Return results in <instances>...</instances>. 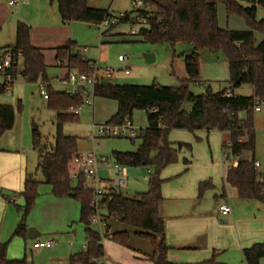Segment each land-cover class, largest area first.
<instances>
[{"label":"trees","instance_id":"16d2710c","mask_svg":"<svg viewBox=\"0 0 264 264\" xmlns=\"http://www.w3.org/2000/svg\"><path fill=\"white\" fill-rule=\"evenodd\" d=\"M59 14L65 24L74 22L99 26L112 15L107 10L90 7L91 0H55ZM144 8L134 10L142 19V28L137 36L152 46H190L192 51L184 55L187 79L178 87H163L157 83L150 86L119 85L100 83L95 86L94 97L110 100L118 104L117 114L111 118L112 124H123L132 120L136 111L146 113L148 127L139 138L141 145L136 152H113L115 162L127 168L153 167L149 188L145 193L132 197L114 191L105 203L106 233L103 236L92 228L96 216L91 206L92 195L82 189V182L72 186L70 164L78 153L76 137L63 134V125L74 121L77 116L65 113L72 106L84 104L88 90L77 95L57 92L48 87L49 107L58 113L57 134L54 145L48 146L37 130L33 132V148L38 154V171L43 183L51 186L58 199H73L80 203V223L87 235V250L71 257L72 264H98L105 255L104 238L114 240L123 247L131 248L132 238L149 243L151 254L145 256L153 264H172L168 260L170 247L166 242V225L160 215V205L164 201L162 188L165 180L161 173L176 163L178 152L169 141L174 130L218 131L228 133L229 144L223 146L224 158L233 162L240 156L237 167L227 170L225 183L234 188L240 199L257 201L264 205V173L256 167V131L254 104L256 99L264 100V20H257L258 8H264V0H142ZM217 3L225 6L228 17L244 19L247 31L221 29L218 25ZM132 14H127L120 22H129ZM263 36L257 42L255 33ZM21 56V78L26 83H47V67L42 51L34 47L30 39V27L19 22L14 45L0 48ZM223 54L228 62L229 88L214 93L209 87L204 94L197 95L190 89L192 84H201V55ZM56 60L67 63V68L90 74L89 64L84 62L74 42H68L57 49ZM17 64L15 68H17ZM248 85L253 90L251 97L236 95L235 91ZM7 87L0 86V94ZM232 95L227 97V91ZM189 109L186 110V107ZM20 108V105H19ZM228 109L226 113L225 110ZM244 115L240 118V115ZM16 112L13 106H0V140L14 127ZM135 143V141H132ZM190 149V146H187ZM186 164L188 162L186 161ZM42 184L34 176H28L23 190L18 194L24 200L19 207L23 219L15 236L26 239V219L36 205L39 187ZM213 188L211 181L199 186V197ZM110 222L117 223L121 230L114 231ZM133 250V249H132ZM246 264H260L264 259V243H257L243 251ZM0 264H28L24 260H11L6 246L0 252ZM215 264V256L208 262Z\"/></svg>","mask_w":264,"mask_h":264},{"label":"rangeland","instance_id":"374dc122","mask_svg":"<svg viewBox=\"0 0 264 264\" xmlns=\"http://www.w3.org/2000/svg\"><path fill=\"white\" fill-rule=\"evenodd\" d=\"M133 0H91L90 7L108 10L113 16L118 17L120 14H132V21L119 22L114 25V29L107 37H102V33L109 28L101 29L96 26L90 27L84 23L74 22L70 25L72 29V41L78 45V51L81 53L84 47H90L94 54H98V49L101 48L100 54L106 59L104 67L119 69L123 64L119 62V56H128L130 58L131 69L116 72L117 79L113 83L119 85H136L150 86L154 83L163 87H178L179 80L186 76V71L183 63L180 64L176 59L173 61V55H179V52L184 48L180 45L174 53L173 47L169 45L152 46L141 41L137 35H131L132 27L134 26L139 33L142 26V19L138 18V13H132L135 8L132 5ZM24 0L17 7H10L11 13L14 16L16 25L19 22L27 23L19 17L20 11L25 8ZM49 7L59 14L58 4L55 0H48ZM218 10V25L221 29L232 31H247L249 26L247 22L239 17H228L226 8L223 4L217 3ZM25 12V10H23ZM26 19L35 24L42 23L43 12L36 8H29L24 14ZM257 20H264V8H258ZM112 28V27H111ZM6 30V29H5ZM5 30L3 33H5ZM2 33V34H3ZM255 38L257 42H261L263 36L256 32ZM149 55L155 57L153 64L147 63ZM48 59V58H47ZM53 64V63H52ZM54 65L49 67L47 71L48 79L52 84V89L58 92H67L72 94L74 87L66 85L64 80L68 75V70L61 66ZM20 69L22 62L20 61ZM77 72L72 70V73ZM201 78L204 79L203 84H192L190 89L193 93L200 95L204 94L210 87L216 93L228 86L229 68L226 58L223 54L211 55L208 52L203 53L201 57ZM21 82V81H20ZM41 82L37 83H21L15 86L14 95L0 94V105L13 106L16 112V120L13 131H8L0 140V145L4 144L11 147L20 145L25 151L26 166L28 173L34 176L39 181H43L42 173L37 170L38 154L33 148V129H36L41 135L43 142L50 147L54 145L57 134V116L58 113L49 107V101L45 100L41 94ZM48 91V82L43 83ZM12 91V89H11ZM49 93V91H48ZM88 97L81 107V115L74 121L66 122L63 125V134L67 137H76L78 139V152H93L95 147L97 152L103 154L113 163V152H136L141 145V140H135V143L129 139H98L94 143L88 138L93 132L96 124L105 122V119L114 110V102L106 99L95 98L92 92L88 89ZM236 95L251 97L252 89L245 85L236 91ZM19 100L21 105L19 108ZM92 104L88 105L86 102ZM67 113V111H65ZM141 111H136L133 115L134 124L143 129L146 127V120L141 117ZM244 115H240L243 118ZM255 131H256V161L261 165L258 170L264 172V117L260 114H255ZM35 126L37 128H35ZM169 141L177 144H186L178 154L177 162L164 169L161 173V178L165 180L163 185V195L165 197L164 205L168 208L176 207L180 201H176L175 189L178 186H191L192 181H197L202 178L212 179V182L218 190L222 185V177L228 164L223 158V149L221 147L222 137L218 131L206 133L198 131L191 133L188 131L174 130L169 134ZM190 146V149L187 147ZM185 160L191 161L189 171L185 172ZM128 169V188L124 189L126 196L132 197L139 193H145L149 188L151 175L154 174L153 167H137ZM101 176L104 174L101 172ZM77 182H72L73 187H77ZM215 190V191H216ZM213 193H215L213 191ZM41 194V192H40ZM15 195V194H14ZM16 202H7L6 207L0 211V251L2 246H6V253L9 259L24 260L28 264H51L50 258L45 252L31 251L32 242L27 238L15 236V231L19 223L23 219V213L19 211V207L24 206V200L18 194L15 196ZM203 202L210 203L215 206L217 203L212 196L210 200L204 198ZM76 207V223L65 225L67 218L72 219L73 212L69 209H62L60 213L51 206L42 208V202L37 201L34 209L26 219L28 231L38 228L46 231H52V237L56 239L62 246L68 245V237H74L78 227L83 225L79 223V205L76 202L70 203ZM175 205V206H174ZM164 213L168 212L163 207ZM162 216L165 223V216ZM58 214V215H57ZM165 215V214H164ZM66 218V219H65ZM62 223V224H60ZM59 224V225H58ZM98 232L102 231L104 236L106 229L103 225H95ZM27 236V235H26ZM146 244V241H140ZM148 243V242H147ZM105 255L100 264H151L148 261H138L136 257L139 254L133 252L129 248L123 247L114 240L104 238ZM149 244V243H148ZM146 244L147 246H149ZM201 248V257L205 256L206 244ZM215 256V264H219L217 254ZM211 258V259H212ZM203 261V260H202ZM201 264V263H200Z\"/></svg>","mask_w":264,"mask_h":264},{"label":"crops","instance_id":"0c3cea01","mask_svg":"<svg viewBox=\"0 0 264 264\" xmlns=\"http://www.w3.org/2000/svg\"><path fill=\"white\" fill-rule=\"evenodd\" d=\"M23 3L25 5V8H23L20 11L19 17L22 18L25 22H27L25 24H27L30 27V39L32 45L40 49L42 51V54L44 55L45 65L47 67L46 73L49 67L54 65V61H55V63L57 64L56 66L59 65L63 68H66L68 70V75H69L70 70L67 68V63H60L56 60V58H57L58 48L65 46L70 41L74 42L72 41V29L70 28V25L72 23L65 24L62 21L60 14H57L56 16V12L49 7L48 0H24ZM29 8L32 10L39 8L43 12L44 18L42 23L35 24L34 22L26 19L24 14L26 13V11L29 10ZM10 9L11 8L8 5V0H0V48H6L8 46H12L14 45L16 40L17 25L15 23L14 16L11 13ZM23 10H25V12H23ZM124 14L127 15L129 13H124ZM130 19L131 20L129 21V23L132 21L131 17ZM88 26L93 27L94 25H88ZM96 27L100 28L99 26ZM113 29L114 27L109 28L107 31H104L102 33V37L103 38L107 37L109 33H111V30ZM4 30L5 33H3ZM179 46L180 45H178L177 47ZM85 48L89 50V54H90L89 56L93 62H99L102 66L104 65L106 59H104L103 56L100 54L101 48L98 49V54L96 52L94 54L93 50L90 47H84L82 49V52ZM176 48L174 49V53H176ZM191 51H192V47L184 46V48H182V50L179 52V55L172 56L173 57L172 60L174 61L176 59V61H179L180 64L183 63V66L186 71L185 60L183 56L189 54ZM126 57L128 58V61L126 62H122L119 60V62L123 64V67L117 69L118 71H123L124 68L126 67H128L129 70L131 69V66L129 64L130 58L128 56ZM154 61H155V57L151 64H153ZM68 75L64 80L66 85H68L66 83ZM116 79L114 81H116ZM186 79H187V73L185 77H182V79L179 80V82ZM47 82L49 87L52 88V84L48 79V76H47ZM204 82H205L204 79L201 78V84H203ZM21 83H26V82H24L22 78H18L17 82L12 87L11 95L9 94L8 95L13 96L15 86ZM227 88H229V83L228 86L222 90H225ZM252 95H253V90H252ZM19 105H21V100H19ZM0 106H3V104H1ZM117 112H118V104L114 102V110L105 119V122L96 125H101L110 122L111 118L114 117L117 114ZM141 113H142L141 117L146 120V127L144 129L143 127H140V129L145 130L148 127L147 116L145 112L141 111ZM34 130L36 129H33V132ZM11 131H13V129ZM206 133H210V132H206ZM219 133L221 134L222 137L221 147L223 148L224 145L229 144V135L228 133H221V132ZM172 144L173 147L177 149L179 144L174 142H172ZM14 146L16 147L7 146L4 144L0 145V211L4 207H6L7 202H11V203L16 202L15 196L23 190L26 178L28 176H31L29 175L26 166V157L24 155L25 151L22 149L20 145H14ZM95 150H97L96 147L94 151ZM181 150L182 148L179 150L178 154L181 152ZM223 158H224V153H223ZM186 161L188 162V164H186ZM224 161H226L225 158ZM226 163L228 164V168L230 166L236 167L233 164V162L226 161ZM191 164H192L191 161L185 160V165H186L185 172L189 171ZM37 168H38V163H37ZM228 168L223 173L222 185L218 190H216V186L212 182V179H205V178L200 179V181L199 180L192 181L191 186L188 188L184 185L178 186L175 189L174 193L177 198L176 201L181 200L182 202H180V204L177 203L175 208L173 207L168 208L167 206L164 205L166 199L163 195L164 201L160 205V215L162 216V213H164L163 210L164 207L165 210L168 211L167 213L165 212L164 213L165 215L163 214V216H165L164 220L166 225V242L170 247V251L168 253V260L170 263L200 264L203 262L210 261L212 256L217 254L219 264H246L244 260L243 251L247 248L252 247L257 243H264V205L257 201H247L239 198L237 191L225 183ZM101 172L104 174V176H102L104 180L108 182L112 177L111 171H109L106 167H103L100 170V174ZM128 179H129V175H128ZM206 181H211L213 184V188L206 191L204 196L200 198L199 186L201 183ZM40 182H42V184L39 187V196L37 198V201L42 202V208L51 206L58 212V214L60 213V210L65 208L72 210L73 215L72 217H70L72 219L67 218L65 225L69 224V222L76 223L78 221L75 215L76 207L70 203H72V201L76 203L78 202L73 199L56 198L52 193L51 186L44 184L43 181ZM127 188L128 186L126 187V189ZM124 191L125 190L122 191L123 194ZM213 191L215 193H213ZM162 194H163V188H162ZM212 196L217 202L213 207L210 203L203 202L204 198L210 200ZM225 203L230 205V207L232 208V213L229 215H223L220 212L219 209L220 206ZM78 205H79L78 219L80 223L81 206L80 203H78ZM110 224L114 231L115 230L118 231L122 229V227L119 226L117 223L110 222ZM103 226L106 228V225ZM92 228L98 232V230L95 228V225H92ZM33 230H35L34 239H29L28 236H26V238L30 242H32L31 251L45 252L49 256L50 258L49 260L51 264H72L71 257L73 255L80 254L87 250L88 242H87V235L85 233L84 226H82V228L78 227V229L75 232V236L68 237L69 238L68 240L71 242H69L68 245H65L64 243V246H62V244L59 245L58 241L54 239V237H52L53 235L51 230L50 233L49 231H46L41 228H38V231L36 229ZM99 233L101 234L102 231ZM48 240L55 242V246L53 248L40 249V250L33 249V243L37 241H48ZM140 241L142 240L132 238L130 245L133 250L132 249L130 250L135 252V256L136 253L139 252L140 255L136 257L138 261L150 262L149 260L146 259L145 256L151 254L152 252L151 247L147 242L145 243L148 244L149 246L143 244ZM203 244H206L205 247L206 254L204 257H201L200 253H201V248H203L202 247ZM101 260L102 259L98 260V264H100ZM150 263L153 264L152 262ZM260 264H264V259L260 261Z\"/></svg>","mask_w":264,"mask_h":264},{"label":"built area","instance_id":"2783aa9c","mask_svg":"<svg viewBox=\"0 0 264 264\" xmlns=\"http://www.w3.org/2000/svg\"><path fill=\"white\" fill-rule=\"evenodd\" d=\"M22 0H8V5L10 7H17ZM133 7L137 10L144 8V3L142 0H133ZM126 14H120L118 17L112 16L106 19L99 27L101 29L111 28L118 24L121 19H124ZM132 35H138V31L133 26L131 30ZM89 50L85 48L80 56L82 60L89 64L92 72L90 74H85L81 72H70L66 83L74 87V92L72 95H77L83 90H90L93 94L95 86L100 83H113L116 79L117 69L110 67H104L99 62H93L89 56ZM119 60L122 62L128 61L126 56H120ZM21 56L15 55L12 51H3L0 54V86L7 87L6 93L11 95V89L13 85L17 82L18 78H21L20 69ZM16 64L18 65L15 68ZM124 70L129 71L126 67ZM41 94L44 99H49V93L46 87L40 84ZM87 93L86 97L89 98ZM227 97L232 95V91H227ZM94 96V94H93ZM85 97V98H86ZM85 102V100H84ZM88 105L92 103L90 101L86 102ZM81 106H72L67 110L68 114L75 115L79 117L81 115ZM228 112V109L225 110ZM254 114H260L264 117V100L256 99L254 104ZM145 134L144 130L138 128L132 120H127L123 124L117 125L110 122L95 125L93 132L89 135V139L95 142L98 139H129L137 140L143 137ZM240 160V156L233 159V164L237 167ZM106 167L112 173L111 179L106 182L104 178L100 175V170ZM256 167L259 169L261 165L256 162ZM264 173V172H263ZM70 176L71 179L77 183L82 182V189L92 195L91 206L96 213V216L92 220V225H105V203L104 201L110 197V194L114 191L122 192L128 184V169L124 165L117 162H111L109 158L103 156L97 152H84L77 153L71 164H70ZM220 212L223 215H229L232 213V208L227 203L220 206ZM55 246V242L48 241H37L33 243L34 250L40 249H51Z\"/></svg>","mask_w":264,"mask_h":264},{"label":"water","instance_id":"95a60500","mask_svg":"<svg viewBox=\"0 0 264 264\" xmlns=\"http://www.w3.org/2000/svg\"><path fill=\"white\" fill-rule=\"evenodd\" d=\"M153 60H154V57H153V56H149V57L147 58V62H148L149 64H151V63L153 62ZM188 109H189V106L186 107V110H188ZM35 128H37V127L35 126ZM34 235H35V230H33V229H30V230L27 232V236H28L29 239H34Z\"/></svg>","mask_w":264,"mask_h":264}]
</instances>
